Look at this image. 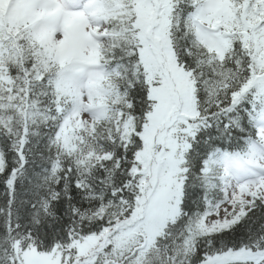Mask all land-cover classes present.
I'll return each mask as SVG.
<instances>
[{
	"label": "snow or ice",
	"instance_id": "snow-or-ice-1",
	"mask_svg": "<svg viewBox=\"0 0 264 264\" xmlns=\"http://www.w3.org/2000/svg\"><path fill=\"white\" fill-rule=\"evenodd\" d=\"M0 264H264V0H0Z\"/></svg>",
	"mask_w": 264,
	"mask_h": 264
}]
</instances>
